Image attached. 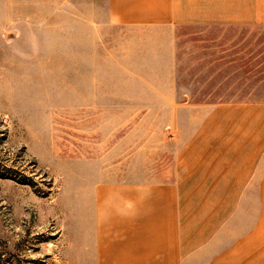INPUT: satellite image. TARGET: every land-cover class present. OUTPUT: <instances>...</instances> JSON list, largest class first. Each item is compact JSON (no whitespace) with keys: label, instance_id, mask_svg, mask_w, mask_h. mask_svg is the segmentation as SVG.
<instances>
[{"label":"rangeland","instance_id":"obj_1","mask_svg":"<svg viewBox=\"0 0 264 264\" xmlns=\"http://www.w3.org/2000/svg\"><path fill=\"white\" fill-rule=\"evenodd\" d=\"M219 99L264 100V25L156 29L108 22L106 0H0V264H94L97 193L185 176L194 103Z\"/></svg>","mask_w":264,"mask_h":264},{"label":"crops","instance_id":"obj_2","mask_svg":"<svg viewBox=\"0 0 264 264\" xmlns=\"http://www.w3.org/2000/svg\"><path fill=\"white\" fill-rule=\"evenodd\" d=\"M106 9L125 26L264 25V0H106ZM194 104L204 107L185 176L97 193L94 264H264V100Z\"/></svg>","mask_w":264,"mask_h":264}]
</instances>
